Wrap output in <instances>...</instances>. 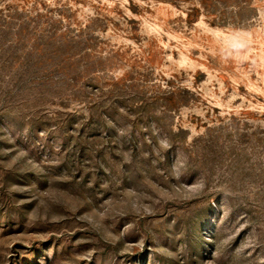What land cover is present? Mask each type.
Listing matches in <instances>:
<instances>
[{
  "label": "rangeland",
  "instance_id": "obj_1",
  "mask_svg": "<svg viewBox=\"0 0 264 264\" xmlns=\"http://www.w3.org/2000/svg\"><path fill=\"white\" fill-rule=\"evenodd\" d=\"M0 264H264V0H0Z\"/></svg>",
  "mask_w": 264,
  "mask_h": 264
}]
</instances>
